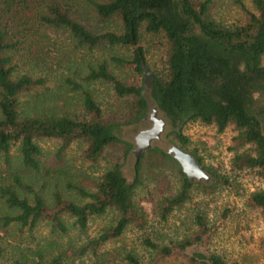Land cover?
<instances>
[{
    "label": "trees",
    "instance_id": "16d2710c",
    "mask_svg": "<svg viewBox=\"0 0 264 264\" xmlns=\"http://www.w3.org/2000/svg\"><path fill=\"white\" fill-rule=\"evenodd\" d=\"M250 2L253 10L236 0L245 19L226 25L211 15V0H91L99 19L114 18L120 26L118 31L93 32L70 15L68 0H0V151L4 160L9 162V151L14 146L20 165L36 171L40 153L36 139L41 137L59 139L58 153L70 142L81 141L83 157L89 161H97L105 150L114 149L113 160L91 188L65 184L74 189L75 197L63 196L54 182L50 198L46 200L38 189L23 181L19 173L8 172V180L0 183V198L10 211L1 217L4 225L16 224L20 229L31 230L44 221L50 234L60 235L67 230L65 216L71 217V224L83 231L90 216L100 215L107 209L116 211L112 224L82 243L62 244L48 238L31 248H19L10 264H75V259L87 253L95 255L102 242L118 236L135 216L132 198L143 167L153 170L155 176H165L168 169L178 181L174 191L161 195L156 201L161 218L188 198L192 185L199 182L187 179L171 154L158 146L141 150L134 161L130 180L122 172L121 161L131 149V143L121 137L119 127L142 117L147 97L164 113L167 132L184 150L188 142L183 133L185 123L194 120L213 123L218 131L231 124L236 130L235 144L248 145L235 150L232 170H248L264 177V0ZM37 4L41 8L35 10ZM27 8L30 14L22 13ZM29 20H35L38 26L65 30L77 44L87 48L105 42L130 49L129 57L110 55L108 60L89 65L81 76L83 81L107 82L113 93L126 101L122 116L105 117L89 90L70 78L65 81L80 94L85 115L72 116L53 107L39 110L35 103L37 96L29 99L33 105L25 106L19 99L21 94L44 80L25 71L14 72L18 44L36 29L35 24L26 25ZM142 31L159 34L166 45L164 66L151 71V87H146L143 81L121 79L109 68L111 63L118 68L127 66L141 72L140 65L145 64L140 43ZM188 152L201 163L199 156ZM210 173L214 182L228 184L227 176L215 171ZM207 187H211V183ZM246 202L264 209V187L251 190ZM194 222L196 228L192 232L164 243L149 236L142 237V243L153 254L151 264L178 253L185 256L186 264H235L214 251L193 247L189 253H184L187 247L197 244L210 232L200 214L195 215ZM3 254L0 243V264H6ZM123 257L126 264H143L132 252H125Z\"/></svg>",
    "mask_w": 264,
    "mask_h": 264
},
{
    "label": "rangeland",
    "instance_id": "374dc122",
    "mask_svg": "<svg viewBox=\"0 0 264 264\" xmlns=\"http://www.w3.org/2000/svg\"><path fill=\"white\" fill-rule=\"evenodd\" d=\"M250 10H253L250 0H241ZM69 13L93 32L120 29L119 21L112 18L99 19L92 9L91 0H68ZM41 5L37 4V8ZM30 8L22 13L30 14ZM211 15L229 25L241 23L245 13L236 3V0H211ZM35 24V25H34ZM36 28L30 37L20 42L14 53L17 63L15 74L28 72L44 78L42 84L22 93L19 99L25 106L33 105L29 99L36 98L39 110L55 108L72 116L85 115L81 105L80 94L72 90L65 79L79 81L89 90L94 100L100 106L105 117L116 119L125 112L126 101L118 98L111 86L104 81H83L87 67L102 59L108 60L110 55L129 57L130 49L120 44L109 45L101 42L91 48L77 44L67 31L59 28L38 26L35 20L26 24ZM140 43L144 48L145 65L148 70H159L164 66L166 45L164 38L159 34L141 33ZM109 68L121 79L141 82L142 73H137L131 67L118 68L109 63ZM147 110L143 118L132 121L119 127L122 138L135 147L133 135L142 128L150 126L148 118L153 106L147 97ZM34 103V104H35ZM160 116L161 112L156 111ZM168 126L164 123L157 139L150 141L151 145L166 149L170 144H178L173 136L167 132ZM183 133L188 137L185 150L193 151L201 158L200 165L205 167L208 179L203 178L199 184H193L188 198L179 206L172 209L165 218L157 212V199L174 191L178 186L175 174L165 170V176L153 175V170L142 168L140 183L136 186L132 201L135 216L116 237L102 242L95 255L87 253L75 264H126L125 252L137 255L143 264H151L152 253L144 243L142 237L149 236L159 243L167 242L185 236L195 228L194 218L200 214L207 226L209 234L197 244L187 247L184 253L191 248L202 251L219 253L228 262L235 264H264V209L251 206L246 197L251 190L264 187V177L252 171L235 172L231 168V158L235 150H241L248 145L237 146L233 139L236 130L228 124L218 131L213 123L204 124L197 120L185 123ZM36 142L39 146V167L32 170L24 168L19 163L17 149L13 146L9 151V162L4 160L0 151V183L8 180V172H16L21 179L38 189L42 196L49 200L53 183L56 182L63 196H74V189L65 184H83L91 188L103 169L113 160V148L105 150L104 155L97 161H89L83 157L84 143L78 140L70 142L59 153L60 141L57 138L41 137ZM237 147V148H235ZM8 157V156H7ZM134 155L131 149L122 159L121 169L125 177L130 180L134 172ZM210 171L227 176L228 184L214 182ZM211 183V187L207 184ZM8 207L0 198V243L3 246L2 260L10 264L13 254L19 248H31L38 241L53 238L62 244L78 245L87 238L96 235L101 228L114 222L116 211L107 209L100 215L88 218L86 228L79 231L71 224V217L65 216L67 230L60 234H50L48 225L41 221L31 230L25 227L18 228L16 224L2 222V216L7 214ZM150 262V263H149ZM154 264H186V258L181 253L167 259H157Z\"/></svg>",
    "mask_w": 264,
    "mask_h": 264
},
{
    "label": "water",
    "instance_id": "95a60500",
    "mask_svg": "<svg viewBox=\"0 0 264 264\" xmlns=\"http://www.w3.org/2000/svg\"><path fill=\"white\" fill-rule=\"evenodd\" d=\"M142 73V81L146 87H151V74L144 63L140 65ZM156 107L152 106L148 113V118L151 120L150 126L146 128L139 129L133 135V141L135 147L131 148L134 155V160H136L141 152V150L151 146L150 141L157 139L165 123L164 113L160 116L156 115ZM142 115L141 118H143ZM165 151L177 161L180 166L181 171L184 173L187 179L199 180L203 178L208 179V173L203 169V167L198 163L196 157L192 155L187 150L182 149L176 144H170Z\"/></svg>",
    "mask_w": 264,
    "mask_h": 264
},
{
    "label": "flooded vegetation",
    "instance_id": "af4514ba",
    "mask_svg": "<svg viewBox=\"0 0 264 264\" xmlns=\"http://www.w3.org/2000/svg\"><path fill=\"white\" fill-rule=\"evenodd\" d=\"M146 110H147V107L145 108V111H144V113H143L144 116L146 115Z\"/></svg>",
    "mask_w": 264,
    "mask_h": 264
}]
</instances>
